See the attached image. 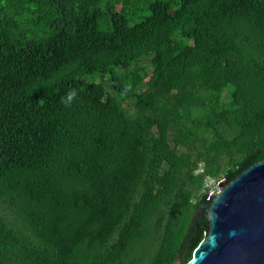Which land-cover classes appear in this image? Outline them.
<instances>
[{
  "label": "trees",
  "instance_id": "trees-1",
  "mask_svg": "<svg viewBox=\"0 0 264 264\" xmlns=\"http://www.w3.org/2000/svg\"><path fill=\"white\" fill-rule=\"evenodd\" d=\"M263 159L264 0H0V264H185Z\"/></svg>",
  "mask_w": 264,
  "mask_h": 264
},
{
  "label": "water",
  "instance_id": "water-1",
  "mask_svg": "<svg viewBox=\"0 0 264 264\" xmlns=\"http://www.w3.org/2000/svg\"><path fill=\"white\" fill-rule=\"evenodd\" d=\"M209 197L205 236L185 264H264V159Z\"/></svg>",
  "mask_w": 264,
  "mask_h": 264
},
{
  "label": "built area",
  "instance_id": "built-area-1",
  "mask_svg": "<svg viewBox=\"0 0 264 264\" xmlns=\"http://www.w3.org/2000/svg\"><path fill=\"white\" fill-rule=\"evenodd\" d=\"M199 172H201V170ZM219 183H220L219 181H215V180H207L205 182V188H206V190H208L209 196L212 193L217 191Z\"/></svg>",
  "mask_w": 264,
  "mask_h": 264
},
{
  "label": "rangeland",
  "instance_id": "rangeland-1",
  "mask_svg": "<svg viewBox=\"0 0 264 264\" xmlns=\"http://www.w3.org/2000/svg\"><path fill=\"white\" fill-rule=\"evenodd\" d=\"M129 103H130V102H129ZM125 105H126V104H125ZM199 171H200V170H198L197 172H199ZM220 181H224V179H220ZM220 181H219V182H220ZM204 190H206L205 187H204ZM202 191H203V190H202ZM202 191H201V192H202Z\"/></svg>",
  "mask_w": 264,
  "mask_h": 264
}]
</instances>
